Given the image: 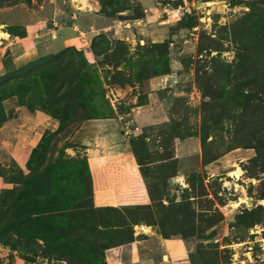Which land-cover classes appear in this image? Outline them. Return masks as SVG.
Returning a JSON list of instances; mask_svg holds the SVG:
<instances>
[{"label":"rangeland","instance_id":"374dc122","mask_svg":"<svg viewBox=\"0 0 264 264\" xmlns=\"http://www.w3.org/2000/svg\"><path fill=\"white\" fill-rule=\"evenodd\" d=\"M252 8L263 9L264 0H0V27L8 36L0 37V77L17 68L12 56L33 41L43 51L33 68L40 78L59 62L66 64L69 84L83 81L76 105L84 116L61 129L36 106L32 116L42 112L56 128L34 134L18 162L0 143V176L7 184L0 191V219L2 194L20 173L62 156L86 158L90 171L101 173L93 187L97 221L108 219L107 207L130 209L138 220L132 241L120 245V228H78L84 241L97 234L111 244L93 254L65 243L59 246L63 260L37 247L29 252L20 232L0 229V245L15 246H2L0 264H264V171L253 162L254 149L242 147L246 129L264 121L262 76L248 64L238 67L231 33ZM249 25L255 27L244 29L245 43L253 47L263 35L256 37L257 19ZM66 27L74 32L65 30L66 46L57 50L56 31ZM258 55L264 62V53ZM49 80L37 81L52 85ZM22 108L15 97L2 101L7 121L0 142L18 140ZM86 186L80 177L66 186L64 215L87 204ZM257 205L263 207L260 224L238 220Z\"/></svg>","mask_w":264,"mask_h":264},{"label":"trees","instance_id":"16d2710c","mask_svg":"<svg viewBox=\"0 0 264 264\" xmlns=\"http://www.w3.org/2000/svg\"><path fill=\"white\" fill-rule=\"evenodd\" d=\"M256 19L259 23L256 37L259 40L260 35L263 36L259 44L247 47L245 43V33L247 32L244 29L247 26L254 28L255 26L249 24ZM193 27V19H190L184 25V28L188 30ZM231 33L238 47V55L241 57L238 67L246 70L245 66L248 64V71L253 68L251 71L254 73L256 71L257 75L262 76L263 83L261 82L260 92L264 95V62L263 56L258 55L259 52L264 53V8H252L249 14H246L243 18L232 24ZM9 34L17 35L12 30L9 31ZM61 55L64 56L65 54ZM42 61L30 62L20 68L13 67L12 73L0 77V125L7 121L2 111V101L10 97L16 98L20 110L22 107L25 109L24 111L22 108L23 115L32 116L36 111L34 108L37 106L40 110L48 113L55 119L61 129L67 123L71 125L79 124L83 121L84 116H82L76 105L81 99L80 89L83 87V81L69 84L67 81L69 73H65L66 70L63 68L66 64H59V62L46 67L49 76L40 78L42 76L41 70L35 71L33 68L41 64ZM53 72L56 74H53ZM46 78H50L51 87L46 83H42L39 86L37 80ZM262 103L264 104V99ZM79 105L83 106L82 104ZM244 124L245 121L243 122ZM60 131H55L51 134L59 136ZM246 135L248 139L242 147L254 149L255 156L253 162L263 172L264 121L260 127L247 128ZM90 167L91 161L86 158L66 160L62 156H59L56 161H49L47 165L37 161L33 169L29 167L26 175L20 173L19 182L14 185L13 189L3 192L2 204L5 207V211L0 219L3 226L0 229L5 233L8 231L20 232L18 234L20 236V243L29 248V252H35V248L37 247L44 255H50V258L54 260L58 258L63 260L64 256L59 251V246L65 243H72L78 246V252L83 251L85 253V248H89L93 251L91 252L93 254H99L108 244H111H105L104 237L97 236V234L89 235L84 241L83 234L79 237L75 233L78 228L85 230L88 224L94 226V228L100 227L101 230L106 227L120 228L122 231L115 236L116 240H120L118 245L131 242L133 239L132 228L138 223L135 212H131L130 209L126 210V212H119L114 207H107L105 211L108 219L103 220V218H100V221H97L101 210L95 207V191L93 187L95 178L101 177V173L95 175L93 171H90ZM57 171H60L59 175L56 174ZM79 177L87 184V194L84 196L87 204L77 206L74 211H69L70 214L64 215L63 212L66 210L65 202L67 199L65 188L69 183L77 181ZM140 192L143 193L142 191ZM260 199H264V193L260 195ZM262 212L263 207L257 205L249 211L244 210L237 217L242 222H246L248 218H251V224L255 225L260 224L261 219L259 216L262 215ZM89 213H96V216H89ZM125 213L128 216H125ZM115 214H118V217L114 218L115 223L110 225ZM66 222H68L67 226L64 225ZM94 222L97 225H94ZM37 241H40L42 246L37 245ZM1 244L6 248L14 249L15 247L7 240L1 241ZM44 258L46 259L47 257ZM86 262L87 264H91V262Z\"/></svg>","mask_w":264,"mask_h":264},{"label":"crops","instance_id":"0c3cea01","mask_svg":"<svg viewBox=\"0 0 264 264\" xmlns=\"http://www.w3.org/2000/svg\"><path fill=\"white\" fill-rule=\"evenodd\" d=\"M80 4L82 5V3ZM65 30H67L70 33L74 32L72 28H70L69 30V27L64 28L63 31H60V30L56 31L58 32L59 36H58V39L54 41L55 46L53 47L57 50L58 49L60 50L66 46L67 40L63 38V35L67 34ZM54 31L55 30H53L52 32ZM79 34H82V33L79 32ZM16 43H18L19 45L20 41H17ZM32 43L33 44L29 47H26V48L21 47V49L17 50V52L15 53V56H12L14 57L13 59L14 64L17 66V68H20L26 65L27 63L38 59L41 56V53L43 52L42 49L36 46L33 41ZM9 44L11 43L9 42ZM15 62H18V63L16 64ZM22 122H23L24 127L23 129L20 130V134L18 135L17 141L8 140L9 138H5L1 140L0 142L2 146L6 148V152L10 156L11 160L16 161V162H18L19 159L21 158L22 156L21 153L23 151V148H25V146L31 142V138H33L35 135L39 136L40 133L42 134L46 130L52 131L57 126V123L55 120L50 119L47 115L39 111H37L32 117L23 116ZM19 137H24L23 139L25 140V142H22V140H20ZM35 142H38V140ZM6 185L7 184L4 183L2 178L0 177V191L7 188ZM0 251L3 252L1 245H0ZM4 254L2 256L0 254V257L5 256Z\"/></svg>","mask_w":264,"mask_h":264},{"label":"bare ground","instance_id":"6f19581e","mask_svg":"<svg viewBox=\"0 0 264 264\" xmlns=\"http://www.w3.org/2000/svg\"><path fill=\"white\" fill-rule=\"evenodd\" d=\"M82 5H84V4L82 3ZM1 29H2V28L0 27V37H1V38H5V37L7 38V34L3 33V32L1 31Z\"/></svg>","mask_w":264,"mask_h":264}]
</instances>
